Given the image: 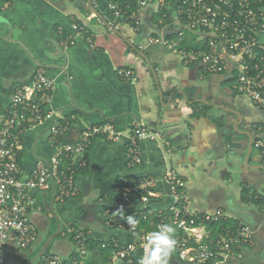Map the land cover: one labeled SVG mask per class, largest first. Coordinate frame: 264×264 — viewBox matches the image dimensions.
<instances>
[{"label":"crops","instance_id":"1","mask_svg":"<svg viewBox=\"0 0 264 264\" xmlns=\"http://www.w3.org/2000/svg\"><path fill=\"white\" fill-rule=\"evenodd\" d=\"M163 4L159 0L141 10L136 28L115 16L108 0H0V114L10 108L14 93L31 85L37 70L43 68L55 81L51 109L69 124L64 144H78L88 127L105 123L114 125L125 137L117 143L105 136L94 139L81 157L84 164L75 180V197L59 200L58 186L35 192L42 211H32L31 219L39 239L23 251L12 236L2 250L6 264H38L44 255L51 254L67 264L81 260L75 243L78 232L85 235L87 247L89 243L99 248L102 242H130L129 232L110 221L114 217L126 222L116 214L121 208L124 216L136 219L149 209L151 216L145 218L148 224L144 223L142 232L154 231V214L163 212L170 217L173 196L166 181L168 171L183 180L191 213L205 216L222 211L224 218L213 224L212 230L202 225L198 229L204 240L223 239L222 232L235 235L242 230L249 236L247 244L234 245L231 257L221 258L220 264H264V197L260 196L264 187L256 182L264 175L260 171L264 158L255 147L258 142L264 144V109L232 88L230 73H207L202 65L187 64L180 54L149 43L151 38L176 40L182 34L181 48L203 47L205 35L189 30L174 6L169 15L159 16ZM76 24L89 31L94 46L85 34L73 30ZM113 31L146 53L159 84L153 70ZM258 39L264 42V33ZM121 69L132 70L135 78L121 79ZM177 89L184 90L190 101L204 98L214 104L233 98L249 121L246 127L252 131L253 147L243 133L235 142L225 141L219 130L223 126L210 121L205 113L196 117V106L183 101L178 93L170 100ZM203 110L211 108L204 106ZM136 122L145 124L155 140L141 141L143 164L129 169L127 136ZM49 127L50 123H45L23 135L21 163L26 177L38 161H49L54 154ZM146 176L155 177L159 198L147 204L137 196L125 201L124 179L136 184ZM220 223H227V227L223 229ZM140 252L134 253L132 262L112 260L111 255L108 264H138ZM103 254L99 251L93 254L94 260L91 254L81 262L95 264L92 261L99 260L101 264ZM169 264H185L176 247Z\"/></svg>","mask_w":264,"mask_h":264},{"label":"built area","instance_id":"2","mask_svg":"<svg viewBox=\"0 0 264 264\" xmlns=\"http://www.w3.org/2000/svg\"><path fill=\"white\" fill-rule=\"evenodd\" d=\"M156 1L159 0H138L139 9L131 14H124L115 4L109 6L115 16L139 28L141 10ZM167 6L169 9L174 6L177 16L189 30L205 35V45L197 50L181 48L182 34L176 40L151 38L149 43L167 46L169 51L180 54L185 63L202 65L207 73H230L232 88L264 109V42L258 39V35L264 33V0H172ZM73 30L85 34L94 46L92 36L85 27L76 24ZM118 74L126 81L135 78L134 72L129 69H121ZM54 91L55 81L45 69H38L31 85L18 89L10 108L0 114V264H6L2 250L12 236L23 251L34 246L39 239L38 229L31 219L32 211H42L35 192L50 191L58 186L59 200L75 197L78 194L75 168L84 164L81 157L92 145L93 139L105 136L110 142L117 143L125 138L114 125L105 123L88 127L78 144H64L69 124L57 118L56 112L51 109ZM45 123H50L49 143L54 154L49 161H38L26 177L21 163L23 135L27 130ZM146 138L155 140L145 124L136 122L127 136L129 169L143 164L140 144ZM255 147L262 151L264 158V144L258 142ZM124 180L122 194L125 201L137 196L147 204L159 198L155 191V177H143L136 184ZM166 181L173 196L170 217L163 212L154 214L159 219L155 230L162 224L174 229L175 247L181 262L220 264L221 258L231 257L234 245L249 242V236L242 230L233 236L226 233V239L214 240L210 245L203 243L205 237L198 234V229L201 225L208 226L222 220V211L205 216L191 213V201L183 192V180L173 171H168ZM110 221L114 227L125 229L134 238L130 243L116 242L112 260L115 257L132 262L138 249L144 253L143 237L148 232H140L136 226L130 227L127 222H118L114 217ZM75 240L79 253L86 255L85 235L78 232ZM105 246L103 244L102 247ZM42 264L67 263L60 256L51 254L43 256ZM71 264L82 263L77 260Z\"/></svg>","mask_w":264,"mask_h":264},{"label":"water","instance_id":"3","mask_svg":"<svg viewBox=\"0 0 264 264\" xmlns=\"http://www.w3.org/2000/svg\"><path fill=\"white\" fill-rule=\"evenodd\" d=\"M91 9L96 14V17L103 20V17L99 14V12H97L93 8ZM104 24L107 27L109 26L107 22H104ZM113 32L117 34L118 36L122 37L123 40L129 45V47L132 48L134 53L137 54L141 59H143V61L148 65V67H150L153 70L154 76L156 78V83L159 84L158 79H157L158 76H157V73H155L154 71L152 60L146 55V53L141 51V49H137L136 46L132 45L127 39H125V37H123V35L120 32H117V31H113ZM158 90H159V95H161L162 92L160 91L161 90L160 87L158 88ZM176 93L181 95L183 98V101H185L189 105L196 106V108L193 110V114H195L196 117L201 118L204 116V113H205V115L208 117L210 121L214 120L215 122L218 123L219 126L222 125L223 126L222 128L220 129L218 127L217 128L222 132V136L226 137L225 141H227L228 139H231L233 142H235L236 137L240 135L241 133H243L249 141V147H253L252 131L246 127L248 126L249 121L245 117H243V113L240 108V105L235 100H233V98L230 99L231 101H229L228 99H225V102L222 99L223 101L219 103H214V104L211 102H206L204 98L196 99L193 101L191 100L192 101L191 102L189 99L190 97L184 90L177 89L171 93L170 100L173 101L174 95ZM204 106L211 108V110L209 111L207 110L205 112V110H203ZM242 127H245L246 129L242 131L241 130ZM261 168L263 169L260 170L259 168L258 170L264 171V167H261ZM257 181L262 182L261 185H263L264 187V175L259 176L256 182ZM260 196L264 197L263 194H260Z\"/></svg>","mask_w":264,"mask_h":264},{"label":"clouds","instance_id":"4","mask_svg":"<svg viewBox=\"0 0 264 264\" xmlns=\"http://www.w3.org/2000/svg\"><path fill=\"white\" fill-rule=\"evenodd\" d=\"M116 214L126 219L130 227L138 223L134 216H124L122 208ZM143 240L145 251L138 264H169V259L175 248L174 229L170 225H158L157 229L148 232Z\"/></svg>","mask_w":264,"mask_h":264},{"label":"trees","instance_id":"5","mask_svg":"<svg viewBox=\"0 0 264 264\" xmlns=\"http://www.w3.org/2000/svg\"><path fill=\"white\" fill-rule=\"evenodd\" d=\"M172 0H165V4H163L162 6H161V10L159 11V16L161 17V16H163V15H169V13H170V11H169V8H168V3H170ZM108 2H110V4H115V5H117L121 10H122V12L125 14V13H127V14H131V13H133V12H136L138 9H139V4H138V0H108ZM93 141H94V139H93ZM93 143V142H92ZM79 170H80V166H76V168H75V171H76V173H75V180H76V178H77V175H78V173H79ZM151 216V212H150V210L149 209H147L146 211H144V213H143V216H140V217H137L138 219H136L137 221H138V223L135 225L137 228H138V230L140 231V232H142V226H144V223H147L146 221H145V216ZM149 218V217H148ZM154 220H155V225L159 222V219H158V217H156L155 216V218H154ZM148 224V223H147ZM215 224V223H214ZM220 224H224L223 225V229L224 228H226L227 226V223H220ZM212 225V226H211ZM211 225H208V228L210 229V230H212V227H215V225H213V224H211ZM218 225V224H217ZM216 225V226H217ZM148 228V227H147ZM151 229V226L149 227V229L148 230H150ZM154 229H155V227H154ZM226 231L228 230V229H225ZM222 235H220L221 237H223L224 235V238L226 237V234H225V232L223 233H221ZM73 236H75V234L74 235H72V237ZM231 236H233V234H231ZM134 240V238L132 237L131 238V241L130 242H132ZM214 240H219V239H217V238H214ZM209 240L207 239V240H204V242L203 243H207ZM212 241V240H211ZM211 241H209V242H211ZM130 242H128V243H130ZM76 243V242H75ZM115 243L116 242H114V241H112V242H105V243H101L100 245H98L99 246V248H97V246H94L93 244H91V243H89L88 244V247H87V245H86V248H87V254L86 255H82L81 253H79V257H80V259L82 260V261H85V259H87L91 254H92V259L94 260V258H96V257H94V255L93 254H96V253H98L99 251L101 252V253H105V254H103V256L105 257L104 259H103V261H102V263L101 264H108V262H109V259H110V257H111V255H112V253H113V250H114V246H115ZM121 243V242H120ZM103 244L105 245L106 244V246L105 247H102L103 246ZM208 244V243H207ZM140 254V256L139 257H142V255H143V253L142 252H140L139 253ZM81 260H79L80 262H81ZM42 262H43V259L41 258V259H39V262H38V264H42ZM92 262H94L95 264H99L98 262H99V260H97V261H92ZM82 263V262H81ZM210 263H212V262H210ZM209 263V264H210ZM86 264H88V263H86Z\"/></svg>","mask_w":264,"mask_h":264},{"label":"rangeland","instance_id":"6","mask_svg":"<svg viewBox=\"0 0 264 264\" xmlns=\"http://www.w3.org/2000/svg\"><path fill=\"white\" fill-rule=\"evenodd\" d=\"M160 46L164 47V48H167V46L163 45V44H159ZM203 45H205V42H203ZM233 79H231V83H232ZM170 156V155H168ZM61 240H59L60 242L62 241V238H59Z\"/></svg>","mask_w":264,"mask_h":264}]
</instances>
